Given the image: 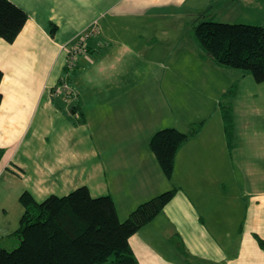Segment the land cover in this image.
<instances>
[{
  "label": "crops",
  "instance_id": "1",
  "mask_svg": "<svg viewBox=\"0 0 264 264\" xmlns=\"http://www.w3.org/2000/svg\"><path fill=\"white\" fill-rule=\"evenodd\" d=\"M10 1L28 18L12 43L0 40V248L19 228L23 193L40 203L87 187L94 198L110 196L124 221L176 190L130 237L139 264H264V95L244 97L241 81L233 83L234 96L224 98L230 147L220 110L215 129L204 119L180 146L167 179L149 142L159 127L182 131L195 119L179 115L164 90L165 71L175 69L174 81L183 69L149 55L163 49L166 29L157 21L145 28L144 15L167 0ZM213 2L207 20L220 11L225 23L264 27L254 15L264 0ZM94 26L86 55L68 71L67 51ZM63 80L77 92L76 110L53 92Z\"/></svg>",
  "mask_w": 264,
  "mask_h": 264
},
{
  "label": "trees",
  "instance_id": "2",
  "mask_svg": "<svg viewBox=\"0 0 264 264\" xmlns=\"http://www.w3.org/2000/svg\"><path fill=\"white\" fill-rule=\"evenodd\" d=\"M27 18L10 0H0V40L12 43ZM193 34L201 57L221 68L241 70L257 84L264 83V27L204 20L193 28ZM234 94L235 85L219 102L229 147L233 125L231 108L224 98ZM77 101L71 109L76 110ZM202 124H194L188 134L166 128L152 136L150 150L167 179L173 174L180 146L195 136ZM175 192L169 190L138 205L124 221L119 220L110 196L94 198L87 187L65 196H49L40 203L23 193L19 202L24 212L14 233L19 244L12 250L0 248V264H139L129 239L163 210ZM259 243L264 249V241Z\"/></svg>",
  "mask_w": 264,
  "mask_h": 264
},
{
  "label": "rangeland",
  "instance_id": "3",
  "mask_svg": "<svg viewBox=\"0 0 264 264\" xmlns=\"http://www.w3.org/2000/svg\"><path fill=\"white\" fill-rule=\"evenodd\" d=\"M213 3V0L212 2L211 0H167L166 5L154 6L151 11L144 15L147 19L144 23L146 24L145 28L151 29L157 21L159 26L163 24L162 27L166 29L165 33L161 34L163 49H153L149 53L150 57L161 60L163 66H167V68L171 65L170 67L176 66L183 69L178 71L179 77L174 81H172V78L175 77V69L165 71V74L168 72L170 78L169 85L164 90L168 98L172 100L173 107L177 108L179 115H187L188 119L195 118L189 129L182 128V131L178 129V131L185 134L191 131L194 124L202 122L204 119L207 120L209 129H215L221 123L218 103L221 101L223 93L237 81H241L243 84L245 91L241 95H244V97L264 95V91L258 88L264 87V83L258 86L249 74L237 69L221 68L211 59L201 57L202 51L194 37L193 28L208 19ZM249 9L251 10V8ZM223 14L220 11L217 12L215 21L227 22L222 21L227 20L223 17ZM245 15L253 16L250 12ZM254 15L260 17L261 15L264 16V13ZM241 21L242 19H239V22L233 21L235 23L230 21L228 24H241ZM245 24L249 25V23ZM172 45H175L174 48H172ZM170 49H173V51ZM180 63H183V65H180ZM190 64L194 71L188 70ZM261 105V108L264 109V103H261ZM195 106L198 109L193 112ZM197 112L198 114H195ZM164 128L167 127H159L155 132ZM194 150H196L195 147ZM6 243L7 250H12L18 246L19 239L13 236Z\"/></svg>",
  "mask_w": 264,
  "mask_h": 264
},
{
  "label": "built area",
  "instance_id": "4",
  "mask_svg": "<svg viewBox=\"0 0 264 264\" xmlns=\"http://www.w3.org/2000/svg\"><path fill=\"white\" fill-rule=\"evenodd\" d=\"M96 27H92L84 31L78 38L76 45L67 51L66 68L72 71L79 61V58L86 55L87 41L94 35ZM54 94L61 95L67 105H72L77 99V92L69 86L67 81L63 80L58 86L54 88Z\"/></svg>",
  "mask_w": 264,
  "mask_h": 264
}]
</instances>
